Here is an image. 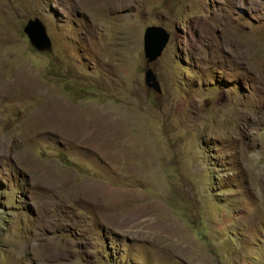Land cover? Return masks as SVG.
Segmentation results:
<instances>
[{
    "label": "rangeland",
    "instance_id": "374dc122",
    "mask_svg": "<svg viewBox=\"0 0 264 264\" xmlns=\"http://www.w3.org/2000/svg\"><path fill=\"white\" fill-rule=\"evenodd\" d=\"M0 264H264V0H0Z\"/></svg>",
    "mask_w": 264,
    "mask_h": 264
},
{
    "label": "water",
    "instance_id": "95a60500",
    "mask_svg": "<svg viewBox=\"0 0 264 264\" xmlns=\"http://www.w3.org/2000/svg\"><path fill=\"white\" fill-rule=\"evenodd\" d=\"M23 32L35 50L41 52L51 49V41L46 33L45 25L39 18L28 19ZM168 39L169 33L161 26L152 25L144 29L143 51L147 62L155 60L161 54ZM144 83L154 91L160 92L159 81L150 67L144 72Z\"/></svg>",
    "mask_w": 264,
    "mask_h": 264
}]
</instances>
